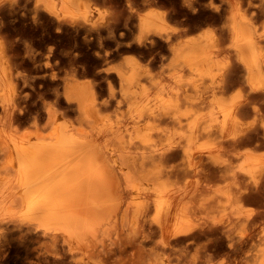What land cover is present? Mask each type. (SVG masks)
I'll use <instances>...</instances> for the list:
<instances>
[{
    "label": "bare ground",
    "instance_id": "6f19581e",
    "mask_svg": "<svg viewBox=\"0 0 264 264\" xmlns=\"http://www.w3.org/2000/svg\"><path fill=\"white\" fill-rule=\"evenodd\" d=\"M219 1L0 0V264H264V0Z\"/></svg>",
    "mask_w": 264,
    "mask_h": 264
},
{
    "label": "rangeland",
    "instance_id": "374dc122",
    "mask_svg": "<svg viewBox=\"0 0 264 264\" xmlns=\"http://www.w3.org/2000/svg\"><path fill=\"white\" fill-rule=\"evenodd\" d=\"M256 1V0H255ZM102 3V9H103V7H105L103 10H106V7H107V10L109 11V6L107 5V6H104L105 4H103V2L101 1L100 2V4ZM212 3H213V5H218V4H220V1L219 0H212ZM211 24H216L217 26L219 25L218 23H213V22H210ZM209 23V24H210ZM210 24V25H211ZM216 25H212L211 27H215ZM45 45H47L48 47H49V45L48 44H46V43H42V44H40L39 46H35V48L36 49H38V47H42L40 50L38 49V51H42V49L45 47ZM44 46V47H43ZM47 47H45L44 49H43V53H45V52H47ZM46 50V51H45ZM120 51V52H119ZM122 51H126L124 48H121V49H119V50H117V52L115 51V53H116V56H117V54H119L118 55V57H116L115 55H113V56H115L114 58H113V56L111 57L112 58V60H109L108 62H110V63H105V66H107V67H113V66H115V65H117V64H120L121 62H122V60L124 59V58H126L125 57V55L128 57H132V55L134 54V53H136L137 54V52L138 51H132L131 53L132 54H130V51H126L125 53L124 52H122ZM41 52V54L40 53H37V55H38V59L36 60V61H28L27 63H25V65L23 66V68L25 67V69H27V70H25V71H27V72H31L32 71V69H35L34 68V66H36V65H38V66H40L41 67V65H42V67L39 69V72L40 71H42L44 68H43V66H44V64H45V59L43 60L42 59V57H44L45 58V54H43ZM122 52V54H120ZM127 52H129L128 53V55H127ZM159 53V52H158ZM162 52H160V56L162 55L161 54ZM130 54V55H129ZM39 55H40V57H39ZM41 55H43V56H41ZM121 55H122V57H121ZM140 53L138 52V54H137V56H135V54H134V56H133V58L135 57H137V58H141L142 59V55H140ZM124 57V58H123ZM121 58H123V59H121ZM231 58V57H230ZM228 59L230 62V64L232 65V63L234 64V58L232 57V59ZM114 59V60H113ZM141 59H139V60H141ZM43 60V61H42ZM231 60H233L232 61V63H231ZM42 61V62H41ZM121 61V62H120ZM142 61H145V59H143ZM40 63V64H39ZM158 63H162V62H160V61H158ZM111 64V65H110ZM113 64V65H112ZM159 64V65H160ZM28 66V67H27ZM50 66V65H49ZM27 67V68H26ZM42 69V70H41ZM26 72V73H27ZM89 76V78H91V80L93 79L92 77H90V75H88ZM84 78V76H81V79H83ZM86 78H87V76H86ZM86 78H84L83 79V81H86L87 82V80H85ZM89 78H87L88 80H89ZM91 80H89V82H92ZM239 80H242V79H238L237 81L238 82H240V84L237 82L236 83V85L235 86H232L231 87V90H230V93L231 92H234V91H243L245 94H247L248 93V91H247V87H245L246 86V84L243 82V81H239ZM237 84H238V86H237ZM232 85H234V83H232ZM27 89V91H26V93L27 92H29L30 91V89L29 88H26ZM47 98V97H46ZM45 98V100H44V102H46V100L48 101V99H49V101H50V99H51V97H49L48 96V98L46 99ZM260 103V104H259ZM258 104L260 105V106H257V113L255 112V111H250V113L249 114H247V116L246 117H248V118H246L247 119V121H248V123H250L251 121H253V122H251V123H253L252 125L253 126H255V127H260V124H261V121H262V119H264L263 117L264 116H262V115H264V112L262 111L261 112V110H264V108L262 109V107L264 106V105H262V103L261 102H258ZM259 108H261V110L259 109ZM256 113V115H255V117H254V115L252 114V113ZM260 112V113H259ZM258 114V115H257ZM262 114V115H261ZM249 115V116H248ZM250 115H253V116H250ZM256 116H258V117H256ZM261 116V117H260ZM254 117V118H253ZM259 117H260V119H259ZM24 118L26 119V118H28V116L27 115H25L24 116ZM255 118H256V121L254 122V120H255ZM258 118V119H257ZM30 122H26L24 125H22V126H26V125H29L30 127L32 126V124H29ZM257 123V124H256ZM262 149V148H261ZM263 151V150H262ZM255 206V205H254ZM15 249H18V250H15ZM15 252H16V255H15ZM24 252V253H23ZM29 253L30 254V251L28 252L27 251V249H25V248H23V247H20V248H14L13 250H12V253H11V259H10V262H9V264H25V262H26V260L28 261V259H26L25 260V258L29 255V254H27V253ZM18 253V254H17ZM27 255H26V254ZM25 254V255H24ZM24 256H26L25 258H24ZM13 259V260H12ZM22 262H24V263H22ZM27 263V262H26Z\"/></svg>",
    "mask_w": 264,
    "mask_h": 264
}]
</instances>
